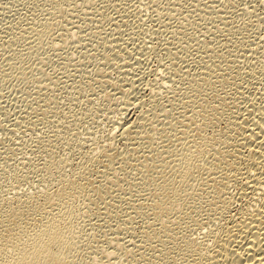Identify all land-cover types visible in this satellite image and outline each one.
Here are the masks:
<instances>
[{"label": "rangeland", "instance_id": "374dc122", "mask_svg": "<svg viewBox=\"0 0 264 264\" xmlns=\"http://www.w3.org/2000/svg\"><path fill=\"white\" fill-rule=\"evenodd\" d=\"M263 44L264 0H0V248L63 195L83 235L69 264H187L240 188L227 164L264 102Z\"/></svg>", "mask_w": 264, "mask_h": 264}, {"label": "bare ground", "instance_id": "6f19581e", "mask_svg": "<svg viewBox=\"0 0 264 264\" xmlns=\"http://www.w3.org/2000/svg\"><path fill=\"white\" fill-rule=\"evenodd\" d=\"M260 39V38H259ZM261 42V41H260ZM264 45V44H263ZM260 46V45H259ZM258 47V46H257ZM259 48V47H258ZM250 49V48H249ZM254 49V47H253ZM252 51V50H251ZM249 52V51H248ZM256 54V53H255ZM259 55V54H258ZM255 56V55H254ZM263 57V56H261ZM260 57V58H261ZM258 58V57H257ZM256 58V59H257ZM249 59V58H248ZM257 60H260V59H257ZM245 61V60H244ZM261 61V60H260ZM256 62V61H255ZM250 63V62H249ZM253 64V62H252ZM259 64V63H258ZM261 64H264L263 61ZM260 64V66H261ZM248 65V64H247ZM263 69H264V65H262ZM261 67V68H262ZM258 69V68H257ZM255 71V70H254ZM258 71V70H257ZM261 71V70H260ZM264 71V70H263ZM252 72V70H251ZM257 73V72H256ZM148 87V86H147ZM264 89V88H263ZM242 93V92H241ZM245 93V92H244ZM263 94V93H262ZM261 94V95H262ZM241 95H244V94H241ZM261 97V96H260ZM246 98V97H245ZM258 98V97H256ZM263 100H264V96H263ZM236 101V99H235ZM247 102V101H246ZM253 102V100H252ZM251 102V103H252ZM256 102V101H255ZM262 102V101H261ZM234 103V102H232ZM240 104V103H239ZM253 104V103H252ZM135 106V105H134ZM236 106H237V101H236ZM239 106V105H238ZM246 107L248 106V104L246 103L245 105ZM252 106V105H251ZM249 106V107H251ZM259 106V105H258ZM233 107V105H232ZM235 107V106H234ZM233 107V108H234ZM244 107V106H243ZM254 108V106H252ZM250 108L252 109V111H249L250 113H247L246 114V111L244 108L243 110L245 112L244 115H241L242 118L238 120H240V123L239 121L237 122V124L239 125V128L241 127L242 131L241 132V140L239 138H237L238 140H240L238 142V144L241 142L243 145L242 147L244 148L242 154L240 152H238L239 149H237V153H240L241 156L240 159L242 161V164L241 161L239 162V164L236 163V159L237 157H235L236 159L233 161L234 163H236V165H233L232 166V163L230 164H227L231 165V168L230 170L233 168L234 171H235V179L238 181V183H240V188L238 191H235L236 193L238 192V195L235 196V192L234 194L231 193V186L229 184H227L229 193L228 195H230L228 198H226L225 202H223L222 200V205L223 203L225 205H223V211H220V219H219V224L222 225V222L221 221H225L224 223H226L223 227L220 226L218 223H215L214 226L210 225L214 228H209V230H206L208 227H210V225L208 226L207 225V228L205 229L206 231L204 233H202V235H200L201 237H199L198 235V239L196 240H191L189 241V245H188V242L186 243L187 246L185 247H188V250H189V253H188V256L190 255L192 259H189L188 256H187V253L186 256L187 258L189 259L187 262V264H264V102L261 103L259 109L257 110V112H255V109L254 108ZM241 108V107H240ZM258 108V107H257ZM239 109V108H237ZM236 109V110H237ZM254 109V111H253ZM235 110V111H236ZM242 110V109H240ZM239 111L240 114H243ZM237 112V111H236ZM120 113V112H119ZM194 113V112H193ZM238 113V112H237ZM195 114V113H194ZM233 114V112L231 113ZM239 114V115H240ZM123 115V114H122ZM234 115V114H233ZM231 116V115H230ZM236 116V114H235ZM193 117V116H192ZM233 117V116H232ZM231 118V117H230ZM233 119V118H231ZM230 119V120H231ZM229 120V119H228ZM236 120V118L234 119ZM234 122V121H232ZM138 123V122H137ZM136 123V124H137ZM230 123V122H229ZM135 124V123H134ZM135 124V125H136ZM227 125V124H226ZM229 127H230V124H228ZM198 126V125H197ZM231 126L232 123H231ZM127 127V126H126ZM196 127V126H195ZM235 128H238V126H233ZM133 128V127H131ZM196 129V128H195ZM126 130V129H125ZM128 130V129H127ZM132 131V129H131ZM196 131V130H195ZM222 132V130H220ZM230 131V130H229ZM129 132H130V126H129ZM217 132V131H216ZM232 132V131H231ZM234 132V131H233ZM127 132H122V134H126ZM219 133V131L217 132ZM216 134V133H214ZM220 134V133H219ZM218 134V135H219ZM223 134V132H222ZM237 134H240L239 132ZM122 135V136H123ZM221 135V134H220ZM188 136V135H187ZM190 136V135H189ZM188 136V137H189ZM231 136V135H230ZM217 137V136H216ZM214 138L215 139H218V138ZM228 137V136H226ZM237 137V136H236ZM222 137L219 138V141ZM224 138V136H223ZM226 139V138H225ZM234 139V138H232ZM236 139V138H235ZM234 139V140H235ZM231 140V137L230 139ZM228 141V144L230 143ZM189 141V140H188ZM218 140H215V142H217ZM224 141V139H223ZM232 141V140H231ZM214 141L211 142V144H213ZM222 142V140L220 141ZM225 142V141H224ZM233 142H236L233 141ZM219 143V142H218ZM217 143V144H218ZM240 143V144H241ZM216 144V145H217ZM225 144V143H224ZM223 142H222V145H224ZM232 144V142H231ZM239 144V145H240ZM221 145V143L219 144ZM230 145V144H229ZM228 145V146H229ZM235 145V143H234ZM238 145V146H239ZM190 148L193 147L191 145H189ZM189 146L186 148V149H189ZM211 146V145H210ZM232 146V145H231ZM238 146L235 147L238 148ZM241 146V145H240ZM239 146V147H240ZM222 147V146H220ZM226 147V146H225ZM234 147V146H233ZM233 147H230L231 149ZM234 147V148H235ZM241 147V148H242ZM209 148V147H208ZM214 148V145L213 147ZM211 148V149H212ZM218 148V147H217ZM227 148V147H226ZM225 148V149H226ZM240 148V149H241ZM210 149V151L213 153V151ZM215 149V148H214ZM221 149V148H220ZM179 150V149H177ZM176 150V151H177ZM190 150V149H189ZM188 150V151H189ZM217 150V149H216ZM242 150V149H241ZM180 151V150H179ZM187 151V152H188ZM202 151V150H201ZM207 152L209 150H206ZM204 151V152H206ZM209 151V152H210ZM231 151V150H230ZM235 149L233 150L232 153H236L234 152ZM181 152V151H180ZM193 152V150H192ZM196 152V151H195ZM210 152V153H211ZM229 152V151H228ZM191 153V152H189ZM198 153V152H197ZM196 153V154H197ZM201 153V154H200ZM199 154L201 155V158H202V152H200ZM218 153L219 152V149H218ZM227 153V152H225ZM231 153V154H232ZM193 154V153H191ZM206 154V153H203V155ZM209 154V153H208ZM211 154V155H212ZM217 154V153H216ZM214 154V155H216ZM224 154V153H223ZM182 155V154H181ZM185 155V154H184ZM187 155V153H186ZM195 155V154H193ZM220 155V154H219ZM218 155V156H219ZM227 155H229L227 153ZM234 154H232L231 156H233ZM239 155V154H237ZM188 156V155H187ZM199 156V155H198ZM195 157V158H200L199 157ZM208 156V155H207ZM206 156V157H207ZM225 156V155H224ZM190 157V155L188 156ZM194 157V156H193ZM205 156H203V158L205 159L206 158ZM238 157V159H239ZM200 158V160H201ZM203 158H202V161H203ZM224 158V157H223ZM228 158H230L228 156ZM186 161H187V157H185ZM184 159V160H185ZM191 159V157H190ZM209 159V158H208ZM212 159V158H211ZM225 159H227L225 157ZM224 159V160H225ZM237 159V160H238ZM183 160V159H182ZM189 160V158H188ZM216 160V159H215ZM232 160V158L230 159ZM201 161V162H202ZM220 161V159H219ZM176 162V161H174ZM178 162V161H177ZM181 164H182V161H180ZM180 162H178V164H180ZM189 162V161H187ZM193 160L191 161L190 160V164H192ZM201 162L199 164V166L201 165ZM184 163V161H183ZM195 163V162H193ZM206 163V162H204ZM208 163V162H207ZM180 164V166H181ZM185 164V163H184ZM198 164L197 161L195 163V165ZM203 164V162H202ZM209 164V163H208ZM188 165V164H187ZM185 166L186 170L188 169V166ZM194 164H192V166L194 167L195 166ZM205 165V164H204ZM211 165V164H209ZM226 165V166H227ZM242 165V166H241ZM178 165V167H180ZM198 166V167H199ZM235 166V167H234ZM184 167V166H183ZM191 167V166H190ZM197 167V170H199V168ZM228 167V168H229ZM181 168V167H180ZM204 168V167H203ZM227 168V167H226ZM175 169V168H174ZM181 169H184V168H181ZM191 169V168H190ZM189 169V170H190ZM180 170V169H179ZM178 170V172H180ZM192 170L194 171V168H192ZM196 170V171H197ZM204 170V169H202ZM221 170V169H220ZM223 170V169H222ZM226 170V169H225ZM229 170V169H228ZM227 170V171H228ZM183 171V170H182ZM191 171V170H190ZM192 173L190 172L189 174H193L194 171ZM206 171V170H205ZM204 171V172H205ZM226 171V172H227ZM232 171V170H231ZM184 172L185 174L188 173L185 171L184 169ZM219 172V171H218ZM201 173V172H200ZM225 173V171H224ZM230 173V172H228ZM178 174V173H177ZM182 174V172H181ZM180 174V176H181ZM185 174H182V176ZM198 174V173H197ZM232 174V172H231ZM66 175V176H65ZM62 176V180L61 182L59 183V187L60 189L62 188V191L63 193L65 194V190H70V191H74V189L76 190L77 187H75L74 189L72 188H69V183L66 182V180L70 181L69 177L68 178V173L65 174ZM73 175V174H72ZM70 175V176H72ZM189 175V177L191 176ZM225 175V174H224ZM229 175V174H227ZM226 175V176H227ZM74 176V175H73ZM173 176V175H172ZM233 176L231 178H233ZM187 177V175H186ZM220 176L218 175L217 178H219ZM225 177V176H224ZM222 177V178H224ZM68 178V179H67ZM74 178V177H72ZM179 178V177H178ZM198 178V176H197ZM206 178V177H205ZM177 179V178H176ZM190 179V178H189ZM188 179V180H189ZM229 178H227L228 180ZM181 180V179H180ZM187 180V179H186ZM193 180V178H192ZM206 180V179H205ZM217 180V179H216ZM224 180H226L224 178ZM234 180V179H233ZM230 181V183L232 182L233 185H234V182ZM178 181V180H177ZM215 181V179H214ZM223 181V180H221ZM229 181V180H228ZM235 181V180H234ZM176 182V181H175ZM236 182V181H235ZM62 183V185H60ZM172 183V182H171ZM174 183V181H173ZM172 183V185H174ZM177 183V182H176ZM188 183V182H187ZM191 183V182H190ZM217 183H218V180H217ZM216 183V184H217ZM228 183V182H226ZM231 183V185H232ZM51 184V183H50ZM72 184V182H71ZM184 184V183H183ZM186 184V183H185ZM189 184V183H188ZM219 184V183H218ZM236 184V183H235ZM55 185V184H54ZM52 185V187L54 186ZM74 185V183H73ZM72 185V186H73ZM171 185V186H172ZM176 185V184H175ZM220 185H224V184H220ZM158 186V185H157ZM164 186V185H163ZM226 186V185H224ZM235 186V185H234ZM236 186H238L236 184ZM50 187V186H49ZM47 188L46 190V194H47V198L49 199V193H51L52 191H50L51 189L53 188ZM56 187H58V184H56ZM175 187V186H174ZM177 187V186H176ZM59 188H56L57 190H60ZM68 188V189H67ZM160 188V186H159ZM164 188V187H163ZM167 188V187H166ZM173 188V187H172ZM203 188V187H202ZM217 188V187H216ZM222 190L224 189H227V188H223V186L221 187ZM220 188V189H221ZM50 189V190H49ZM158 189V188H157ZM155 189V191L157 190ZM171 189V187H170ZM175 189V188H174ZM173 189V190H174ZM182 189V188H181ZM219 189V190H220ZM236 189V188H235ZM10 191V189H8ZM6 190V191H8ZM12 190V189H11ZM212 190V189H211ZM217 190V189H216ZM221 190V191H222ZM6 191H3L4 193ZM50 191V192H49ZM162 191V190H161ZM219 191V192H221ZM233 191V190H232ZM240 191V192H239ZM2 192V195H4ZM11 192V191H10ZM10 192H6V194L9 196H11ZM16 193H18L17 191H15ZM54 192V191H53ZM52 192V193H53ZM157 192V191H156ZM181 192V191H180ZM185 192V191H184ZM213 192V191H212ZM218 192V191H217ZM216 192V193H217ZM218 192V193H219ZM227 192V190H226ZM226 192H223L224 194ZM13 193V191L11 192ZM51 193V194H52ZM61 193V191L59 192V194ZM61 193V194H63ZM68 193V192H67ZM215 193V194H216ZM222 193V194H223ZM1 194V193H0ZM5 194V195H6ZM15 195V193H13ZM54 194V193H53ZM165 194V193H164ZM174 194H176L174 192ZM180 194V193H179ZM223 194V195H224ZM1 195V196H2ZM57 195V194H56ZM68 195H71V194H68ZM209 195V194H208ZM227 195V193H226ZM13 196V195H12ZM17 198V194L15 195ZM54 196V195H53ZM59 196V195H58ZM62 196V199L59 201V204H56V210L55 211H51L50 214H47V216H42L43 219H42V223L41 222H37L39 221V219H36L35 223L33 224V228L31 229V232H29L28 234H25V231L27 229V227L30 226V221H25V220H22L23 217L21 218H12V221H14L16 224H17V228L16 229H12V232H10L9 234H7L6 236H10L11 238H15L13 236H16V238L19 240L22 235H25L22 237V239L19 241V244H15L14 241H11L10 244H8L11 248H8V247H3V248H0V253H1V257H0V264H69L68 261H70V256L72 251H74L75 247L77 246L76 243L77 239H80V233H79V229H80V226L77 227L76 226V220L78 219L77 216L79 215H75L73 214V211L75 210V206L78 205L77 201L76 203L74 202L75 200H72L73 198L70 197V199L72 201H69L70 199L69 198H65ZM60 196V197H61ZM72 196V195H71ZM82 196V195H80ZM164 196V195H163ZM172 196V195H171ZM177 196V195H176ZM56 197V196H54ZM218 197V196H217ZM221 197V196H220ZM224 197H226L224 195ZM237 197V198H236ZM4 198V197H3ZM8 198V197H7ZM52 198V197H50ZM58 198V197H57ZM64 198V199H63ZM165 198V197H164ZM169 198V197H168ZM167 198V199H168ZM209 198V197H208ZM55 199V198H54ZM59 199V198H58ZM215 199V198H214ZM221 199V198H220ZM78 200V199H77ZM155 200V199H153ZM162 200V199H161ZM210 201V199H208ZM213 200V199H212ZM53 201V200H52ZM55 201V200H54ZM58 201V200H57ZM160 201V200H159ZM49 202V201H48ZM48 202H45L46 204ZM212 202V201H211ZM215 202V200H214ZM220 202V201H219ZM52 202H50L51 204ZM54 203V202H53ZM58 203V202H57ZM174 203V202H173ZM161 204V203H160ZM171 204V207H172V203L170 202ZM169 204V205H170ZM217 204V203H216ZM52 205V204H51ZM50 205V206H51ZM55 205H54V208H55ZM164 205V204H163ZM200 205V204H199ZM215 205V204H214ZM46 206V205H45ZM50 206H48L50 208ZM154 206V205H153ZM176 206V205H175ZM217 206H220V205H217ZM47 207V206H46ZM53 208V206H51ZM79 207V206H77ZM161 207V206H160ZM159 207V208H160ZM167 207V206H166ZM170 207V206H169ZM174 207V205H173ZM53 208V209H54ZM162 208V207H161ZM160 208V209H161ZM163 208H165V205L163 206ZM48 209V208H47ZM169 209V208H168ZM172 209V208H171ZM204 209V208H203ZM222 209V208H221ZM52 210V209H50ZM48 210V211H50ZM78 210V209H77ZM163 210V209H162ZM160 211V210H159ZM158 211V212H159ZM167 211V209H166ZM165 211V212H166ZM217 211V210H216ZM76 212V211H74ZM155 212V211H153ZM161 212V211H160ZM159 212V215H162L161 213ZM212 212V210H211ZM164 213V212H163ZM168 213V212H167ZM203 213V212H202ZM24 214V213H23ZM158 216V215H157ZM155 216V217H157ZM80 217V215H79ZM154 217V216H153ZM166 217V216H165ZM159 218V217H158ZM202 218V217H201ZM204 218V217H203ZM216 218V216H215ZM152 219V217H151ZM166 219V218H165ZM168 219V218H167ZM217 219V218H216ZM217 219V220H218ZM81 220V219H80ZM79 220V222H80ZM154 220V219H152ZM159 220V219H158ZM202 220V219H201ZM210 220V219H209ZM155 221V220H154ZM162 221V220H161ZM200 221V220H199ZM207 221V220H206ZM211 221V220H210ZM214 221V219H213ZM158 222V221H157ZM208 222V221H207ZM212 222V221H211ZM216 222V221H215ZM82 223V221L80 222ZM214 223V222H213ZM212 223V224H213ZM155 224V223H154ZM203 224V223H202ZM206 224V223H205ZM83 225V224H82ZM163 225V224H162ZM204 225V224H203ZM152 226V225H151ZM216 226L220 227L219 229H216ZM154 227V226H153ZM201 227V226H200ZM157 228V227H155ZM197 228V226H196ZM83 229V228H82ZM160 229V227H159ZM199 229V228H198ZM211 229V230H210ZM86 230V229H85ZM84 230V231H85ZM163 229H161L162 231ZM8 231V230H7ZM204 231V230H202ZM84 233V232H83ZM86 233V232H85ZM192 233V232H191ZM196 233V232H195ZM190 234V233H189ZM194 234V233H193ZM83 236V235H82ZM85 236V235H84ZM88 236V235H87ZM191 236V235H190ZM79 237V238H78ZM163 237V236H162ZM191 238V237H190ZM164 239V238H163ZM186 239V238H185ZM80 242V241H79ZM82 242V241H81ZM79 244V243H78ZM20 245V246H19ZM176 245V244H175ZM185 245V244H184ZM15 246V247H14ZM183 250L185 249L184 246H182ZM181 248V249H182ZM74 249V250H73ZM185 251H187L185 249ZM75 252V251H74ZM181 251L179 252V256L183 253ZM184 254V255H185ZM74 255V254H73ZM183 256V255H182ZM185 256V257H186ZM189 256V257H190ZM184 257V256H183ZM2 258V259H1ZM180 259L182 257H179ZM186 259V258H185ZM176 264L179 263L180 264V261H183V260H179L177 259ZM187 260V259H186ZM123 261V260H122ZM172 262V261H171ZM174 262V264H175ZM182 263V262H181ZM170 264V263H169ZM182 264H185L182 263Z\"/></svg>", "mask_w": 264, "mask_h": 264}]
</instances>
